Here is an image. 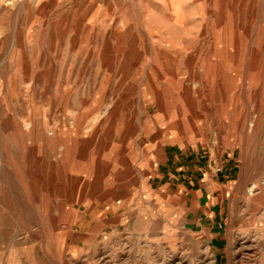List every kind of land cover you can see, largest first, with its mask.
Instances as JSON below:
<instances>
[{
	"label": "rangeland",
	"instance_id": "374dc122",
	"mask_svg": "<svg viewBox=\"0 0 264 264\" xmlns=\"http://www.w3.org/2000/svg\"><path fill=\"white\" fill-rule=\"evenodd\" d=\"M0 264H264V0H0Z\"/></svg>",
	"mask_w": 264,
	"mask_h": 264
},
{
	"label": "crops",
	"instance_id": "0c3cea01",
	"mask_svg": "<svg viewBox=\"0 0 264 264\" xmlns=\"http://www.w3.org/2000/svg\"><path fill=\"white\" fill-rule=\"evenodd\" d=\"M190 155L187 154H181V157H178V155L173 152L169 151L164 154V156H159L157 158V161L154 163V177L156 178V181L154 180H147L144 178L143 187L149 191L147 193L153 190V188H156L157 184L160 183L163 187H169L170 185H177L180 190H183L184 193L195 196L198 199L199 207H202V210L205 208V216H208L211 219V228H216L220 226L219 219L221 218V210L219 209V206L217 203L212 205V207H209L206 204L205 197L209 196V190L208 188H212L213 185L220 188L219 180L223 177V174H221V178L216 176V174L212 173L210 174V171H212L211 164L208 163L206 165L200 164L199 160L196 158L195 162L192 160ZM199 162V166L195 165V163ZM178 171H181L179 173ZM176 173V175H175ZM203 173L202 177H199V175ZM208 175H211L209 178ZM187 176V179L185 178ZM208 176V177H207ZM151 176H148L150 178ZM216 177V180L214 181L213 178ZM196 183L193 185V183ZM198 185V188L196 189L195 186ZM144 189V190H145ZM202 189L204 191H202ZM192 190H200V193L197 191ZM203 198V199H202ZM205 202L204 204L200 205L201 203ZM208 207V211L206 208ZM197 215V213H196ZM206 228V227H205ZM218 235V234H217ZM217 238L216 243L214 246L217 245Z\"/></svg>",
	"mask_w": 264,
	"mask_h": 264
}]
</instances>
